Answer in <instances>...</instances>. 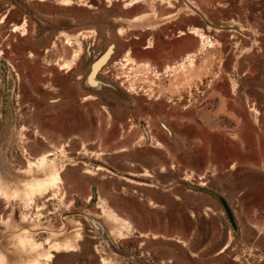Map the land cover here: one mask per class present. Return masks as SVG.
<instances>
[{
    "label": "rangeland",
    "instance_id": "rangeland-1",
    "mask_svg": "<svg viewBox=\"0 0 264 264\" xmlns=\"http://www.w3.org/2000/svg\"><path fill=\"white\" fill-rule=\"evenodd\" d=\"M0 187V264H264V0H0Z\"/></svg>",
    "mask_w": 264,
    "mask_h": 264
},
{
    "label": "water",
    "instance_id": "water-1",
    "mask_svg": "<svg viewBox=\"0 0 264 264\" xmlns=\"http://www.w3.org/2000/svg\"><path fill=\"white\" fill-rule=\"evenodd\" d=\"M191 7H192V6H191ZM104 56H105V55H102V56L97 60L98 63H99L100 61L103 60ZM96 66H97V65H96ZM94 69H95V68H94ZM94 69H93V70H94ZM93 70H92V71H93ZM219 201H220V204L222 205V208H223V210L225 211V213H226V215H227V217H228V219H229L231 225H233V220H232V217H231V215H230V212H229V209H228L226 203L224 202V200H223L222 198H219ZM101 234H102V237H103V239L105 240V242H107V244L111 246V243H110V241L108 240V238L106 237V235L103 234L102 232H101ZM116 253L121 254L122 256H129V257H130L129 254H126V253H124V252H122V251H120V250H118V249H116Z\"/></svg>",
    "mask_w": 264,
    "mask_h": 264
},
{
    "label": "bare ground",
    "instance_id": "bare-ground-1",
    "mask_svg": "<svg viewBox=\"0 0 264 264\" xmlns=\"http://www.w3.org/2000/svg\"><path fill=\"white\" fill-rule=\"evenodd\" d=\"M95 68V66H93V69ZM42 160V159H41ZM42 163V162H41ZM42 165H43V163H42ZM54 173V172H53ZM53 180V179H52ZM52 183V182H51ZM54 183V182H53ZM22 185V184H21ZM32 186V185H31ZM27 187H29V185L27 186ZM26 187V188H27ZM33 187V186H32ZM46 187V186H45ZM1 188V187H0ZM6 188H7V186H6ZM21 188V187H20ZM25 188V189H26ZM2 189V188H1ZM18 189V188H17ZM41 189V188H40ZM24 190V189H23ZM30 191V190H29ZM44 191V190H43ZM38 191H36V193H37ZM9 193H11V192H9ZM29 193V192H28ZM35 193V192H34ZM39 193V192H38ZM37 193V194H38ZM16 194V193H15ZM33 194V193H32ZM4 196H6V195H4ZM31 196V195H30ZM22 197V196H21ZM107 215V214H106ZM109 215V214H108ZM112 218H114V217H112ZM113 220V219H112ZM105 222V221H104ZM95 227L98 229V231L101 233L102 231L98 228V226H97V224H95ZM105 231V230H104ZM106 234H107V231H106ZM25 240V239H24ZM109 240V239H108ZM64 241V240H63ZM70 241H72V240H70ZM28 242V241H27ZM29 243V242H28ZM32 242H30V244H31ZM63 243V242H62ZM67 243V242H66ZM20 244V243H19ZM30 244H29V246H30ZM33 244V243H32ZM68 244H70L69 242H68ZM73 244V243H72ZM21 246H22V244H20ZM36 245V244H35ZM35 245H33V246H35ZM52 245H54V244H52ZM32 246V249L34 248ZM61 246V245H60ZM35 247H37V246H35ZM62 247V246H61ZM68 247H69V245H68ZM31 248V247H30ZM21 249H22V247H21ZM57 249V248H56ZM69 249H71L70 247H69ZM23 251V250H22Z\"/></svg>",
    "mask_w": 264,
    "mask_h": 264
},
{
    "label": "crops",
    "instance_id": "crops-1",
    "mask_svg": "<svg viewBox=\"0 0 264 264\" xmlns=\"http://www.w3.org/2000/svg\"><path fill=\"white\" fill-rule=\"evenodd\" d=\"M142 16H145V15H142ZM136 18H137V17H136ZM134 19H135V18L129 20V22H131V23H133V24H135V25H139V24H141L142 21H143V20H140V21H134Z\"/></svg>",
    "mask_w": 264,
    "mask_h": 264
},
{
    "label": "flooded vegetation",
    "instance_id": "flooded-vegetation-1",
    "mask_svg": "<svg viewBox=\"0 0 264 264\" xmlns=\"http://www.w3.org/2000/svg\"><path fill=\"white\" fill-rule=\"evenodd\" d=\"M4 67V69H6V66L4 63H1ZM5 77V74H3V78ZM87 82L90 83V76L87 77Z\"/></svg>",
    "mask_w": 264,
    "mask_h": 264
}]
</instances>
